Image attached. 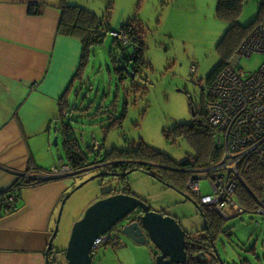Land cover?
Here are the masks:
<instances>
[{"label":"rangeland","instance_id":"rangeland-1","mask_svg":"<svg viewBox=\"0 0 264 264\" xmlns=\"http://www.w3.org/2000/svg\"><path fill=\"white\" fill-rule=\"evenodd\" d=\"M167 1H70L91 10L97 15L101 26L109 27L104 41L95 45L94 51L87 58L88 70L85 79L93 88H86L81 94V98H86L88 107L94 104L96 113L89 117L78 116L72 122L67 121L76 132L82 149L91 153L92 157L95 150L94 141L99 140L106 147L130 146L137 151H143L149 146L160 150L173 163L183 162L188 156L194 155L195 142L203 149L209 145L208 136L211 131L205 127L203 119L206 101L210 99L207 84L220 63L224 59L236 61L237 68L246 73L258 71L264 63L262 53L256 52L250 57L239 56L238 50L244 38L236 53L230 57L233 44L228 43L226 35L230 20L222 17L209 20L208 11L204 6H172L166 3ZM255 12L247 10L246 15L250 17ZM113 31H119L115 38ZM224 37L225 43L228 44L219 46ZM139 39L142 43L137 42ZM115 40L119 45L133 44L131 53L144 56H140L138 60L134 59L136 69L130 73L129 78H122L118 76V72L112 71ZM193 63L197 66L196 72L191 69ZM88 94L89 96L85 97ZM104 103L114 106L106 111L100 108ZM113 111L117 112L116 115L112 114ZM123 113L126 114L124 117ZM194 115L200 120L199 127L207 129L208 132L197 131V125L193 128L197 135L188 139L175 130V125L190 123ZM102 117L106 119L102 120ZM78 120L83 123H76ZM102 144L98 149H104ZM148 154L152 155V152L149 150ZM148 161L151 162V159ZM96 167L102 166L91 165L84 171L64 179L68 183L70 196L63 207L55 241L62 238L63 234L66 236V221L69 228L66 238L69 241L72 227L83 217L82 214L87 208L85 206L105 196V191L121 187L118 176L97 177L70 194L75 187L99 172L93 169ZM31 169L18 172L17 179ZM126 177L132 192L148 201L153 209L164 210L167 214L178 217L188 232L204 230V219L191 188L188 193L182 194L141 170L132 171ZM200 186L203 195L211 194L212 188L208 179H201ZM236 199L239 201L237 196ZM222 219L225 229L230 230L219 234L216 240L221 258L227 264H264V215L251 207L242 214ZM55 241L54 249H57L60 246ZM150 245L152 244H138L127 236L113 237L97 250L93 263L155 264ZM211 258L221 264L214 253Z\"/></svg>","mask_w":264,"mask_h":264},{"label":"crops","instance_id":"crops-1","mask_svg":"<svg viewBox=\"0 0 264 264\" xmlns=\"http://www.w3.org/2000/svg\"><path fill=\"white\" fill-rule=\"evenodd\" d=\"M70 1L77 0H0V196L16 181L18 172L31 168L47 171L68 164L65 123L96 113L94 104L88 107L86 98H81L86 88H93L85 79L87 62L81 65L82 40L59 30L63 6L76 3ZM166 3L204 6L209 20L221 18L217 15L219 0ZM247 10L256 12L249 17ZM263 16L264 0H241V24L248 25ZM222 18L231 21L229 17ZM118 45L115 40L113 55L120 53L123 44ZM110 107L113 106L100 105L106 111ZM55 136L58 144L54 146ZM64 179L26 184L19 190L14 211L0 208V264H47L48 243L69 191ZM67 223L66 236L54 240L58 249L68 244ZM153 248L155 263L157 248ZM63 255L59 253L54 264H68Z\"/></svg>","mask_w":264,"mask_h":264},{"label":"built area","instance_id":"built-area-1","mask_svg":"<svg viewBox=\"0 0 264 264\" xmlns=\"http://www.w3.org/2000/svg\"><path fill=\"white\" fill-rule=\"evenodd\" d=\"M118 32L114 31V36ZM256 52L264 54V16L238 50L240 57H250ZM237 63L230 61L218 72L208 87L210 99L205 104L215 143L222 153L216 161L196 170L189 181V188L200 206L213 210L225 219L247 211L236 196L238 197L240 187L246 185V171L254 167L262 169V183L258 193L254 190L248 191L255 202L254 208L264 215V63L253 73L239 70ZM191 69L196 72L195 63ZM101 144V141L96 140L94 148H101ZM36 171L31 169L30 172L18 176L11 189L0 196V208L8 212L14 211L19 198V188L25 180L37 173L52 177L79 172L70 164H62L42 173ZM204 178L209 180L212 188L209 195L201 193L200 181ZM112 231L111 236L102 235L95 241L91 250L92 257L110 240Z\"/></svg>","mask_w":264,"mask_h":264},{"label":"trees","instance_id":"trees-1","mask_svg":"<svg viewBox=\"0 0 264 264\" xmlns=\"http://www.w3.org/2000/svg\"><path fill=\"white\" fill-rule=\"evenodd\" d=\"M63 7V16L61 18L59 30L61 33L67 35H75L82 40L83 54L81 65L83 67L84 63L87 62V58L90 53L94 51V46L99 45L104 41L106 32L109 30V27L101 26L98 21V17L94 12L78 6L77 3H69ZM240 7L241 0H219V6L217 8V15L219 17H229V19H231L229 29L226 33L227 38L229 39L228 43L233 44V47L230 50V57H232L233 53H236L241 40L243 38L245 40L251 33V31H253L256 24L261 20V17H256L255 20H253L248 25L241 24V22L238 20ZM137 42L142 43L140 39ZM228 43H225L224 37L221 40L219 46ZM113 48L115 49V46ZM135 55L136 60H138L140 56H143L142 54L138 55L137 53ZM114 57L115 55H113V58ZM142 58H144V56ZM228 62L230 61L224 59L220 63L217 69L213 72L212 76L209 78L207 84L208 87L215 79L218 72ZM118 76L124 78V75L120 72H118ZM114 112L115 111H113V113ZM125 115L126 114L124 113L122 114L123 117ZM116 117L118 118V115ZM105 119V117H102V120ZM203 119L206 123L205 127L211 131L210 135L208 136L209 145L206 149H203L201 148V146H198V142H195L194 144L196 146V151L194 152V155L188 156V158H186V160H184L183 162L174 163L160 150L152 149L149 146H147L143 151H137L130 146L127 148H119L115 145L106 147L105 144H102L104 149H98L100 151L90 150L94 152V157H92L91 153L86 152L84 149H82V147L80 146V142L76 136V132L72 129L71 124L66 122L63 128V134L65 139V156L67 158V163L77 169L79 171L78 173L84 171V169L94 164H99L102 166L97 169L98 171L125 172L131 170L132 172L135 170H141L142 172L158 178L164 184L174 188L175 190L184 193L189 186L188 183L193 175L192 173L199 168L216 161L222 153L221 148H219L215 143L214 133L211 125L208 122L206 111ZM110 122L111 121H109V123ZM81 123H83V121H81ZM199 123L200 120L193 118V121H191L190 123H177L175 125V130L181 135H184L188 139H190L195 134L197 135V132L194 131L193 128L197 125L199 127ZM201 130H204V132L206 133L208 132L207 129H202L200 127L197 128V131L200 132ZM149 150L152 152V155L148 154ZM115 158H119V160H115ZM149 159H151V162L148 161ZM174 164L175 166L180 165V168H175ZM36 172L42 173L43 171L37 170ZM244 178L246 185H242L240 187L238 198L240 203L244 205L248 210L249 208L255 206V202L251 198L249 191L254 190L256 193L259 192L263 178L262 169L258 167L249 169L248 171H246ZM119 179L122 183L121 187L119 189L105 191V197L120 192L135 194L132 192V187L130 186L127 177H119ZM42 181H45L44 177H32L28 180H25L23 185L31 183H41ZM198 209L200 210L204 219L205 228L202 232H192L187 235V250L189 255L186 264H218V260H214L213 258H211V254L213 253L211 251H208V249L209 247L214 245V243L216 245V240L219 237V234L225 233L230 229H225L223 219L213 210L206 209L202 206H198ZM151 248L152 250H154L152 245ZM155 252L157 253V251Z\"/></svg>","mask_w":264,"mask_h":264},{"label":"water","instance_id":"water-1","mask_svg":"<svg viewBox=\"0 0 264 264\" xmlns=\"http://www.w3.org/2000/svg\"><path fill=\"white\" fill-rule=\"evenodd\" d=\"M118 63H120L121 69L125 72H133L130 71L122 57L119 58ZM57 144L58 136H55L53 145ZM93 169L97 170L98 168ZM130 172L131 170L125 172L99 171L75 187L70 194L97 177L118 176L124 178ZM74 175L75 173L45 177L44 179L69 178ZM69 196L67 194L62 201L56 225L48 243L46 251L47 264L56 263L58 254L61 252L65 254L68 264H94L91 250L95 246V241L102 235H110V232L118 223L123 222L135 212H141L137 220L123 224L121 229L117 231L118 233L115 234V237L119 238L122 235L131 238L138 244H153L152 246L157 248V264L187 263L189 255L187 250L188 232L183 228L177 217L170 214L165 215L161 210L153 209L146 200L135 194L124 192L104 196L91 203L86 208L83 217L74 223L67 246L63 249H54V240L59 231L63 207ZM208 251L217 255L221 264H227L219 255L218 246L215 243L209 247ZM53 255L54 257L51 258Z\"/></svg>","mask_w":264,"mask_h":264},{"label":"flooded vegetation","instance_id":"flooded-vegetation-1","mask_svg":"<svg viewBox=\"0 0 264 264\" xmlns=\"http://www.w3.org/2000/svg\"><path fill=\"white\" fill-rule=\"evenodd\" d=\"M131 45H133V44H131ZM131 45H129V44H127V45H123L122 46V49H121V51H120V53L118 54V55H115V57L113 58V61H114V64H113V67H112V70H114V71H116V72H120L121 74H123L125 77L127 76L128 78L130 77V72H125L124 70H122L121 69V65H120V63H118V60H119V58L120 57H122L123 58V61L125 62V64L128 66V68L130 69V71H133L134 72V70L136 69L135 68V63H134V59H136V55L135 54H133V53H131L132 52V49H130L132 46ZM133 72H131V73H133ZM193 118H195V115L193 116ZM95 150H98V149H95ZM177 166V167H176ZM175 166V168H177V169H179L180 168V165H176ZM195 172H193L192 174H194ZM33 177H44V176H42V175H40L39 173H37V174H35ZM45 178V177H44ZM190 181V180H189ZM188 185H189V183H188ZM22 186H24V185H22ZM22 186L19 188V190L22 188ZM172 188V187H171ZM11 189V186L9 187V189H8V191ZM174 189V188H173ZM190 190V188L188 187L187 189H186V191L184 192V193H182V192H180V193H182V194H186V193H188V191ZM7 191V192H8ZM192 192V191H191ZM193 193V192H192ZM194 195V194H193ZM194 199H195V201H196V205H197V203H198V205L197 206H200V204H199V202H198V199L196 198V196L194 195ZM148 202V201H147ZM17 206V205H16ZM162 212H164L165 213V215L167 214L164 210H161ZM200 211V210H199ZM139 213H141V212H139ZM139 213L138 212H135V213H133L132 215H130L127 219H125L123 222H120V223H118V225H116L115 227H114V229H113V231H112V236L114 235V237H115V234L116 233H118L117 231H119L120 229H121V226L123 225V224H126V223H128V222H131V221H136L137 220V217L139 216ZM178 219V221L181 223V225L183 226V224H182V221H180L179 220V218H177ZM183 228H184V226H183ZM185 230H186V228H184ZM187 231V230H186ZM188 232V231H187ZM198 232H200V231H198ZM191 233V232H190ZM188 235H189V232H188ZM113 237H111L110 238V240L112 239ZM117 238V237H116ZM110 240H108V241H110ZM107 241V242H108ZM153 245V244H152ZM64 256V255H63Z\"/></svg>","mask_w":264,"mask_h":264}]
</instances>
